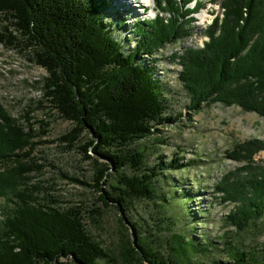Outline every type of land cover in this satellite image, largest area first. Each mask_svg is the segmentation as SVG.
Masks as SVG:
<instances>
[{
  "label": "trees",
  "instance_id": "obj_1",
  "mask_svg": "<svg viewBox=\"0 0 264 264\" xmlns=\"http://www.w3.org/2000/svg\"><path fill=\"white\" fill-rule=\"evenodd\" d=\"M155 1L165 16L136 23L135 47L126 53L107 22L111 10L106 0H0V21L7 23L1 27L0 44L32 53V61L47 74L42 82L43 99L73 125L58 141L82 152L92 166L94 176L89 182L73 181L97 193L105 207L119 212L122 227L130 228L132 238L123 235L117 243L119 264H191L189 255L211 253L215 246L205 233L202 245L183 230L170 231L179 225L178 219L193 230L199 223L203 213H190L184 205L166 218V255L160 226L161 236L151 234L148 239L131 214L133 202L170 199L178 203L183 197L188 201L194 197L171 176L186 172L179 158L165 163L160 157L149 167L146 150L136 145L155 137L157 127L168 121L163 82L141 55L151 57L189 37L196 21L190 16L202 8L199 1L193 9L186 7L195 0H182L180 5L172 0ZM219 1L222 17H215L205 30L208 41L203 47L171 54L180 67L176 78L188 97L187 110L194 115L204 107L220 105L264 117V0ZM23 120L25 125L0 103V198L14 205L0 221V264L109 261V254L87 229L81 208L63 209L57 199L42 195L41 182L36 187L29 185L42 166H28L23 160L45 142L36 141L39 137L30 114ZM41 123L44 129L39 136H46L50 122ZM84 132L89 136L85 143ZM262 151L264 139L235 144L225 157L240 165L224 172L213 186L214 199L231 206L224 220L236 233L264 223V160H255ZM93 155L107 160L109 166ZM115 179L119 186H114ZM162 181L173 184L177 192L167 198L158 188ZM105 185L108 191L103 190ZM162 206L159 213L165 214ZM226 254V262L213 260L212 264L264 262V254L257 258L230 246Z\"/></svg>",
  "mask_w": 264,
  "mask_h": 264
},
{
  "label": "rangeland",
  "instance_id": "obj_2",
  "mask_svg": "<svg viewBox=\"0 0 264 264\" xmlns=\"http://www.w3.org/2000/svg\"><path fill=\"white\" fill-rule=\"evenodd\" d=\"M106 1L111 10L106 15L107 22L126 53L131 52L135 47L137 37L133 30L136 23L148 19L143 15L144 12L147 17L155 18L158 14L165 16L155 0H150V3L145 0ZM172 1L179 5L182 3V0ZM198 1L202 8L190 16L194 20L197 19V22L190 26L189 37L165 46L151 57L141 55V60L151 62L155 73L163 82L167 106L164 117L168 118V121L157 127L155 137L136 144L138 148L146 150V166L149 167L155 166L160 157H163L165 163L179 158L178 164L187 167L186 172L184 174L174 172L171 176L177 177L183 191L194 197L190 201L185 197L181 198L180 205H178L179 202H173L170 199H166L165 203L158 199L133 202L131 214L134 220L140 221V233L146 238L150 239L151 234L159 236L157 230H161L164 255L169 250L167 242H164L169 232L166 226L169 221L166 218L176 215L179 208L181 209L184 205L191 211L190 213H203L199 223L193 230L185 220L178 219L179 225L171 226L170 231L183 230L187 237H195L199 244H202V236L205 233L215 245L211 253L189 255L191 264H212L213 260L226 262L229 246L260 258L264 254V223L258 222L246 231L236 233L235 229L227 225L224 220L231 206H223L219 200H215L212 190L224 172L240 165L228 160L225 152L230 151L235 144L254 138L264 139V117L244 112L238 107L226 108L220 105L204 107L200 113L190 115L187 110L188 97L181 82L176 78V72L180 71V67L171 60V54L175 52L180 53L189 48H202L208 41L205 30L215 17H222L219 0L214 2L197 0L196 2ZM193 4L186 7H192ZM200 15L204 16V20H201ZM6 25L5 21H0V33L3 32L1 27ZM32 59V53L24 52L22 48H6L0 44V103L13 118L19 119L22 125H25L23 118L30 114L31 123L39 137L36 141L45 142L39 143L31 155L23 160V163L28 166H42L39 174H33L29 185L36 187L38 182H41L42 195L47 194L50 196L49 199H57L63 209L81 208L85 213L84 223L87 229L110 257L109 261H100L99 264H119L116 258L117 243L123 235L132 238L130 228L128 225L124 226L126 228L122 227L119 212L105 207L99 201L97 193L73 181L76 179L78 182H89L94 176L92 166L84 161L82 152L76 148L67 149L65 143L58 141L61 136L73 129V125L60 117L57 110L43 99L42 82L47 74ZM45 121L50 122L48 134L39 136L44 129L41 122ZM82 137H84V143L89 140L85 132ZM95 157L99 163L109 166L107 160L100 156ZM196 157L199 158L198 164H191L195 162ZM255 160H264V151L256 155ZM124 174L131 173L129 170H124ZM113 184L119 186L117 179L113 181ZM171 185L163 181L158 185L160 192L165 193L167 198L173 195L172 192H177L174 190V185ZM102 188L104 191L109 190L106 185ZM176 194L180 197L179 193ZM162 205L165 207V214L159 213L163 209ZM13 207L12 202L0 198V221ZM158 226H160L159 229H157ZM193 231L196 232L193 233ZM257 264H264V262L259 260Z\"/></svg>",
  "mask_w": 264,
  "mask_h": 264
},
{
  "label": "bare ground",
  "instance_id": "obj_3",
  "mask_svg": "<svg viewBox=\"0 0 264 264\" xmlns=\"http://www.w3.org/2000/svg\"><path fill=\"white\" fill-rule=\"evenodd\" d=\"M112 1V0H110ZM146 2L150 3V0H145ZM201 20H204V16L200 15Z\"/></svg>",
  "mask_w": 264,
  "mask_h": 264
}]
</instances>
